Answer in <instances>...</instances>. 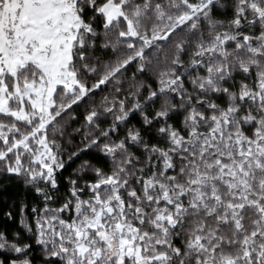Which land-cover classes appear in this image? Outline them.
I'll use <instances>...</instances> for the list:
<instances>
[{"label":"snow or ice","instance_id":"1","mask_svg":"<svg viewBox=\"0 0 264 264\" xmlns=\"http://www.w3.org/2000/svg\"><path fill=\"white\" fill-rule=\"evenodd\" d=\"M0 264H264V0H0Z\"/></svg>","mask_w":264,"mask_h":264}]
</instances>
